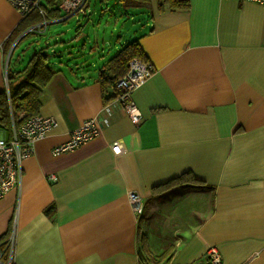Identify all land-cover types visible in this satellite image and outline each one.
I'll return each mask as SVG.
<instances>
[{
  "label": "crops",
  "instance_id": "0c3cea01",
  "mask_svg": "<svg viewBox=\"0 0 264 264\" xmlns=\"http://www.w3.org/2000/svg\"><path fill=\"white\" fill-rule=\"evenodd\" d=\"M188 2L159 11L149 0L122 11L138 27L111 39L106 60L134 38L153 66L133 91L142 113L136 125L106 97L114 96L108 87L102 93L98 70L53 59L38 113L57 126L34 142L19 183L0 199V245L13 240V264H202L208 245L221 264H264V5ZM21 19L0 0V89L5 62L22 67L35 44L22 31L7 58ZM97 115L104 117L97 136L51 153ZM184 171L206 187L153 188ZM129 191L141 196L138 216ZM139 216L147 250L138 244Z\"/></svg>",
  "mask_w": 264,
  "mask_h": 264
},
{
  "label": "built area",
  "instance_id": "2783aa9c",
  "mask_svg": "<svg viewBox=\"0 0 264 264\" xmlns=\"http://www.w3.org/2000/svg\"><path fill=\"white\" fill-rule=\"evenodd\" d=\"M6 1L18 11L21 18L33 12L41 16V21L24 30L21 36L28 31L45 30L48 23L53 20L55 21V19L47 17L46 9L43 7L45 0ZM242 1H252L264 5V0ZM87 2L88 0H55L54 6L60 13L65 14V17L77 13L86 15L88 12ZM152 71L153 66L147 59L142 60L134 57L129 60L125 73L117 77L108 86L112 93H114L113 99L119 103L124 114L135 125L142 120V113L133 99V91ZM4 74L6 76V62L4 64ZM103 122V115L85 119L77 128L70 132L69 137L65 141L53 146L51 153L55 155L72 150L97 136L100 133ZM56 126L57 120L53 116H44L39 113L24 118L20 114L18 121L12 120L11 124L6 128L0 126V199L19 183L21 173L20 162L32 154L34 142L45 136L47 132ZM111 148L114 153L120 152L121 149L117 142H113ZM49 178L55 180L56 176L51 174ZM127 198L133 211L138 216L142 205L141 196L134 191H129ZM12 257L13 240L10 238L5 246L0 245V264H13ZM202 264H221V254L215 245L207 246L205 250V262Z\"/></svg>",
  "mask_w": 264,
  "mask_h": 264
},
{
  "label": "trees",
  "instance_id": "16d2710c",
  "mask_svg": "<svg viewBox=\"0 0 264 264\" xmlns=\"http://www.w3.org/2000/svg\"><path fill=\"white\" fill-rule=\"evenodd\" d=\"M149 0H120L123 6L141 7L148 3ZM55 0H45L43 7L46 9L47 17L55 20H65V14L59 12L54 6ZM188 0H157V9L162 11L165 7L169 8H186L188 7ZM41 21V16L35 12L23 17L13 30V36H11L5 51L9 47L11 41L20 32L26 30L33 24ZM42 31H28L21 36V38L33 35L43 34ZM77 35V32L75 33ZM38 38L32 40L37 42ZM50 43L44 39L40 43H35L31 47L30 54L25 64L14 69L7 65L5 88L0 89V126L6 128L11 124L12 120H19V115L29 117L37 114L42 104V96L45 90V84L51 77V75L57 70L53 66L51 56L56 57V51L53 48H49ZM59 56V55H58ZM139 58L146 60V55L143 52L141 46L136 39H129L121 44V47L116 50L97 71L98 80L100 82L101 91L106 93L109 84L123 75L128 68V62L132 58ZM9 60V59H8ZM106 97H114L112 95H106ZM176 185H185L190 188L201 189L205 188L204 181L196 178L190 171H184L169 180L155 185L153 188L159 190V192L174 187ZM52 206L45 209V212H49ZM138 244L141 250H147V235L142 230V217L139 216L138 222ZM157 263L158 260H155ZM147 262L141 263L146 264Z\"/></svg>",
  "mask_w": 264,
  "mask_h": 264
},
{
  "label": "rangeland",
  "instance_id": "374dc122",
  "mask_svg": "<svg viewBox=\"0 0 264 264\" xmlns=\"http://www.w3.org/2000/svg\"><path fill=\"white\" fill-rule=\"evenodd\" d=\"M87 8L88 12L86 15L77 13L67 16L65 20H53L46 25L43 34L30 35L22 38V40L29 42L30 38L34 40V37H39L38 39L41 42L43 41L41 40L42 38H46L50 43L49 48H53L56 51V57L51 56V61L55 58L63 66H65L66 60L72 61L79 67H89L97 71L102 63L107 61L106 51L110 46L111 39L114 42L117 35L123 37L124 34H130L138 26L134 20L122 12L125 6L120 0H88ZM126 12H132V7ZM130 14L132 15V13ZM137 16L138 14H136ZM76 32L79 35L78 39L73 37ZM113 42L111 45H113ZM20 45L21 41L14 49L17 53L21 52ZM7 55H10L8 50L6 51ZM80 56L86 57L90 62L91 60L96 63L99 62V64L95 67H91L89 64L86 66L84 59L79 63L78 59ZM25 57L23 61H26ZM165 257L164 255V260L161 259V261L164 262Z\"/></svg>",
  "mask_w": 264,
  "mask_h": 264
},
{
  "label": "water",
  "instance_id": "95a60500",
  "mask_svg": "<svg viewBox=\"0 0 264 264\" xmlns=\"http://www.w3.org/2000/svg\"><path fill=\"white\" fill-rule=\"evenodd\" d=\"M201 262H193L192 264H200Z\"/></svg>",
  "mask_w": 264,
  "mask_h": 264
}]
</instances>
